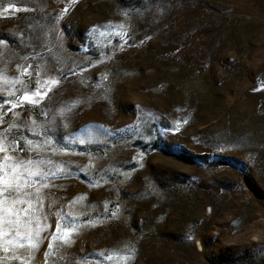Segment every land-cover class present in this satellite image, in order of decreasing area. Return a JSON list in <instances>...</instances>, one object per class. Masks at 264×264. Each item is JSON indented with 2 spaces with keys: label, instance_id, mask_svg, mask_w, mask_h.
<instances>
[{
  "label": "rangeland",
  "instance_id": "rangeland-1",
  "mask_svg": "<svg viewBox=\"0 0 264 264\" xmlns=\"http://www.w3.org/2000/svg\"><path fill=\"white\" fill-rule=\"evenodd\" d=\"M0 41V161L44 177L0 264H264V0H0Z\"/></svg>",
  "mask_w": 264,
  "mask_h": 264
},
{
  "label": "snow or ice",
  "instance_id": "snow-or-ice-1",
  "mask_svg": "<svg viewBox=\"0 0 264 264\" xmlns=\"http://www.w3.org/2000/svg\"><path fill=\"white\" fill-rule=\"evenodd\" d=\"M2 43V41H0ZM27 97H25L26 99ZM6 149L0 144V152ZM22 173L26 174L23 183L21 182ZM41 176L40 172L31 168V162L25 164L23 161H12L10 157L5 156L0 161V238L7 235L6 243L13 248L23 247V241L26 240L30 249H35L40 243L38 235L39 229L33 232L31 228L30 217H25L24 213H31L32 205L30 198L24 192L25 188L32 187V177ZM39 189H37V192ZM23 197V199H22ZM27 203L29 207L23 208L21 205ZM59 222L57 230L59 231ZM5 229L7 232H5ZM54 233L53 235H56ZM191 238V237H189ZM2 247V245H0ZM52 247L49 242V248ZM48 253L45 252V256Z\"/></svg>",
  "mask_w": 264,
  "mask_h": 264
}]
</instances>
